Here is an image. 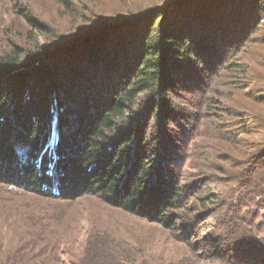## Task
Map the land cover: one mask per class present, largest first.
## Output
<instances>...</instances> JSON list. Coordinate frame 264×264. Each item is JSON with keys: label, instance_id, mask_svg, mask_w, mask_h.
Masks as SVG:
<instances>
[{"label": "trees", "instance_id": "16d2710c", "mask_svg": "<svg viewBox=\"0 0 264 264\" xmlns=\"http://www.w3.org/2000/svg\"><path fill=\"white\" fill-rule=\"evenodd\" d=\"M179 1L165 0L132 15H106L98 10L101 5L95 6L79 15L85 28L57 44L25 55L14 47L0 55V184L61 200L94 195L166 230H186V238L192 235L187 228L194 226L179 215L194 210L209 218L217 215L222 203L216 193L205 188L209 196L192 197L182 184L195 122L204 119L213 96L219 105L223 100L218 92L207 97L203 87L210 84L202 78L205 58L214 54L200 16L191 19L168 10ZM203 1L206 19L217 17L218 4ZM241 4L254 23L241 29V34H252L243 54L248 59L250 51L264 53V36H257L264 0ZM129 26L136 31H129L125 45L111 50L112 40H119ZM122 57L132 60L125 72ZM222 66L206 63L208 70L215 67L214 73ZM260 68L264 60L250 75L264 84ZM258 99L264 102V96ZM255 111L248 118L262 130L264 118ZM262 157L253 158L256 162L239 174L242 194L231 202L230 221L223 224L225 239L206 237L211 257L225 260L231 255L241 263L264 264L263 224L259 215L245 210L253 197L260 199L257 205L264 201ZM108 247L99 243L107 256L96 263L124 264ZM22 257L18 252L0 258V264H18Z\"/></svg>", "mask_w": 264, "mask_h": 264}, {"label": "rangeland", "instance_id": "374dc122", "mask_svg": "<svg viewBox=\"0 0 264 264\" xmlns=\"http://www.w3.org/2000/svg\"><path fill=\"white\" fill-rule=\"evenodd\" d=\"M214 1L218 4V16L210 21L204 16L207 9L203 0H182L170 5L168 10L191 19L199 15L208 35L206 43L211 45L214 54L205 58L202 78L209 79L210 84L203 87L207 88V97L221 93L223 103L219 105L217 97L213 96L214 101L203 115L204 119L195 122L196 128L190 133V159L182 160L181 174L186 193L192 197L209 196V190L217 194L222 203L217 215L209 218L197 214L196 210L185 217L179 215L190 222L189 226H194L187 228L192 235L186 238L183 236L186 230H179V233L166 230L160 224L112 208L94 195L61 200L0 184V258L21 252L23 257L18 264H97L98 258L107 256L99 249V243L105 242L108 251L116 254L124 264H245L235 257L232 259L231 255L225 260L211 257L212 247L206 237L219 235L225 239L228 231L223 224L230 221L231 202L242 194L239 174L248 164L256 162L253 158H264L260 147L264 146V129L258 130L253 119L248 118L250 110H256L264 118V102L258 99L264 96V84L255 82L256 77L250 75L252 67L263 62L264 53L252 55L250 51L248 59L243 57L250 47L249 39H253L252 34H241V29L254 23L250 22L253 18L246 12L248 9L240 8L242 0ZM164 2L0 0V55L14 47L25 55L33 48L57 44L85 28L79 15L95 6L101 5L98 10L106 15H132ZM130 30L136 31L129 26L119 40H112L111 50L119 46L118 43L125 45ZM257 36H264V19ZM131 61L121 58L122 72ZM206 63L223 66L214 73L215 67L208 70ZM260 72L264 75V69L260 68ZM248 120L251 123H246ZM262 192L264 194V188ZM257 201L260 199L253 197L245 210L259 215L264 227L261 205L264 201L260 205ZM253 251L258 253V249Z\"/></svg>", "mask_w": 264, "mask_h": 264}]
</instances>
